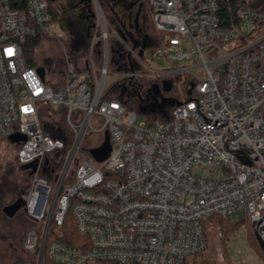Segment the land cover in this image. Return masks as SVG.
I'll list each match as a JSON object with an SVG mask.
<instances>
[{
  "label": "built area",
  "instance_id": "1",
  "mask_svg": "<svg viewBox=\"0 0 264 264\" xmlns=\"http://www.w3.org/2000/svg\"><path fill=\"white\" fill-rule=\"evenodd\" d=\"M90 2V46L77 64L66 55L52 87L24 54L31 37H66L47 0H0V139L30 168L22 201L35 227L24 249L38 251L37 264L46 251L52 264H191L211 219L233 215L264 243V10L142 0L154 28L136 21L129 43ZM111 39L129 63L111 64ZM106 138L98 162L91 152ZM72 225L80 238L62 242Z\"/></svg>",
  "mask_w": 264,
  "mask_h": 264
},
{
  "label": "rangeland",
  "instance_id": "2",
  "mask_svg": "<svg viewBox=\"0 0 264 264\" xmlns=\"http://www.w3.org/2000/svg\"><path fill=\"white\" fill-rule=\"evenodd\" d=\"M116 13L120 15L119 9L114 8ZM143 17L147 16L151 21L152 14L148 7L142 6ZM66 34L64 40H44L41 45L33 52V60L39 67L45 69V79L48 85L57 87L63 83L66 55L71 58L74 63L80 60L79 56L75 57L73 41L69 40ZM72 39V38H71ZM159 80L149 78H139L137 83L151 88L157 84ZM177 88L174 87L171 94H176ZM135 107L138 110V104H130L129 109ZM141 119V118H140ZM102 133H93L89 139L90 143L99 145ZM22 166H18L15 160V149L7 140L0 139V237L9 239L11 243H19L22 241L24 234L29 231L30 218L24 211L8 217L4 214V208L10 203L22 198L26 193V184L29 183L30 173L21 170ZM243 218L241 215H233L228 220L231 222L239 221ZM208 238L207 250L195 257L193 263L197 264H264V258L257 250L260 246L258 237L256 236L250 223L244 225L239 231L229 237L227 242V250L229 260H227L222 241L221 226L217 221L210 222L206 226ZM263 253V251H262ZM264 254V253H263Z\"/></svg>",
  "mask_w": 264,
  "mask_h": 264
},
{
  "label": "trees",
  "instance_id": "3",
  "mask_svg": "<svg viewBox=\"0 0 264 264\" xmlns=\"http://www.w3.org/2000/svg\"><path fill=\"white\" fill-rule=\"evenodd\" d=\"M59 1L61 0H47L48 5L51 9L53 21L58 22L61 25L62 29L70 37L69 40L73 41L75 57L79 56V58H81L86 54L90 46L93 28L96 26V18L94 16L93 5L90 0H66L67 8L62 13H58L52 8V6ZM99 3L111 27L115 29L120 35L125 37L129 43H132V39H134V37L132 36L128 37L129 28L134 29L136 27V21L139 22V25L142 28L146 26L152 29L154 28L152 22L148 19L147 16H145L144 20L142 21V0H99ZM248 4L264 10V0H248ZM114 8L119 9L120 15L116 13ZM231 15L233 16V13L231 11L228 12V10L225 9L224 13L221 15V18L225 20L223 22L224 26H228V19H231ZM122 19H124L125 22H123ZM46 39L50 38L45 36H37L27 39L26 44L24 45V54L29 66H37L33 60V52ZM110 58L112 65H115L117 63H129L131 61L128 53L118 44L117 40L115 39H111L110 41ZM29 169L30 168L22 167L21 170L30 173ZM27 185L28 184H26V187ZM22 211L25 212L23 207ZM213 221H217L221 226L222 241L224 245L223 249L227 260H229V255L225 251V249L227 250V242L229 241V237L239 231L244 225L248 224L249 220L246 218H241L239 221L231 222L228 219L213 217L210 222ZM28 227L30 229L34 228L35 223L30 220ZM27 232L24 234L22 241L19 243H11L9 239L0 237V264H37L38 251L29 253L23 247V241ZM52 233L53 232L51 231L48 245L56 239ZM79 238L80 236L72 225V228H67V235L64 239H61V241L65 243L75 244L74 240H78ZM257 250L264 258V254L262 253V249L260 246H257ZM44 264H52L47 257V251L45 254ZM191 264L195 263H193L192 261ZM229 264H231L230 261Z\"/></svg>",
  "mask_w": 264,
  "mask_h": 264
},
{
  "label": "water",
  "instance_id": "4",
  "mask_svg": "<svg viewBox=\"0 0 264 264\" xmlns=\"http://www.w3.org/2000/svg\"><path fill=\"white\" fill-rule=\"evenodd\" d=\"M38 72L42 78L45 77V69L44 68L39 67ZM110 151H111V149H110L109 139L106 138L102 147L100 149L93 150L91 152V154L93 155V157L98 162H102L103 160H105L109 156ZM25 168H29V166H26ZM22 207H23V201H22V199H20V200L16 201L14 204L7 205L4 208V214L8 217H14ZM259 243H260V247L264 253V243L261 240H259Z\"/></svg>",
  "mask_w": 264,
  "mask_h": 264
},
{
  "label": "crops",
  "instance_id": "5",
  "mask_svg": "<svg viewBox=\"0 0 264 264\" xmlns=\"http://www.w3.org/2000/svg\"><path fill=\"white\" fill-rule=\"evenodd\" d=\"M64 2H65V1H61V2H60V4H61L60 7H61V10H62V11H64V10L66 9V6H67ZM62 11H61V12H62Z\"/></svg>",
  "mask_w": 264,
  "mask_h": 264
},
{
  "label": "flooded vegetation",
  "instance_id": "6",
  "mask_svg": "<svg viewBox=\"0 0 264 264\" xmlns=\"http://www.w3.org/2000/svg\"><path fill=\"white\" fill-rule=\"evenodd\" d=\"M20 199H22V198H20ZM19 198H18V200H20ZM18 200H16V201H18ZM16 201H14V202H12V203H10V204H14ZM22 212V208L17 212V214H19V213H21Z\"/></svg>",
  "mask_w": 264,
  "mask_h": 264
}]
</instances>
